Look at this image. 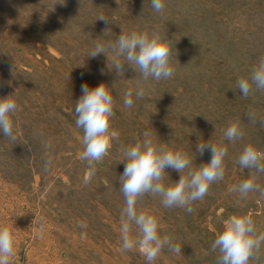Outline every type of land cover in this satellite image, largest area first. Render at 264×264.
I'll use <instances>...</instances> for the list:
<instances>
[{"label": "rangeland", "instance_id": "rangeland-1", "mask_svg": "<svg viewBox=\"0 0 264 264\" xmlns=\"http://www.w3.org/2000/svg\"><path fill=\"white\" fill-rule=\"evenodd\" d=\"M164 4L157 13L151 0H0V99L11 95L17 104L15 139L0 132V226L13 232L10 264H146L138 247L119 251L125 201L118 179L125 167L121 149L145 131L155 142L186 152L193 170L211 159L209 151L196 152L200 141L227 148L224 179L193 203L191 214L164 208L151 195L138 202V212L157 217L159 234L181 246L180 255L165 247L154 264H216L211 244L232 215L250 212L264 231V197L250 192L241 200L229 191L249 178L237 163L243 148L251 143L264 152V91L253 86L242 98L237 89V80L250 77L264 55V0ZM122 29L166 34L174 75L144 81L125 64L119 76L111 57L88 56L97 40L115 43ZM84 83L106 84L115 101L110 125L118 138L93 169L80 159L83 130L75 125ZM139 87L144 98L134 94L133 106L125 108V92ZM233 122L243 137L230 142L223 133ZM166 173L165 185L178 182L180 173ZM255 183L264 188V174ZM258 257L249 264H264V244Z\"/></svg>", "mask_w": 264, "mask_h": 264}, {"label": "clouds", "instance_id": "clouds-1", "mask_svg": "<svg viewBox=\"0 0 264 264\" xmlns=\"http://www.w3.org/2000/svg\"><path fill=\"white\" fill-rule=\"evenodd\" d=\"M151 7L155 12L163 11L164 0H151ZM98 20L105 25L111 24L105 16ZM108 27L104 32L109 31ZM104 54L108 61L111 57V69L119 76H123L124 65L131 66L144 81L152 78L156 81L170 79L174 69L170 65L172 49L166 34L158 31L137 32L125 31L117 37L115 43H105L97 40L89 57L95 58ZM123 58V62L121 60ZM109 66V64H108ZM264 91V55L252 67L248 78L237 80V89L248 98L253 90ZM82 95L75 102V125L83 130L82 144L84 147L80 155L81 160L93 169L95 162L102 160L111 148L113 138L118 133L111 130L110 121L114 116V98L110 88L100 83L90 88L87 83L81 86ZM135 99H143V87L128 89L124 94V107L131 108ZM17 110V104L11 95L0 99V132L6 139L14 140L12 116ZM250 122L255 123L253 113L247 114ZM264 126V120L260 121ZM243 137L238 123H230L223 133V139L235 142ZM125 163L124 171L119 176L120 191L124 197V207L120 213L119 251L128 252L138 247L145 258L146 264H154L162 250L167 247L174 254H181V246L172 243L169 236L159 234L160 224L157 217L144 211L137 210V204L145 195L159 197L164 208H182L191 214L195 201L202 200L208 193L210 185L224 179V160L227 148L208 141L199 142L196 152L203 156L205 151L211 153L210 162L192 169V159L182 149L169 148L167 144L155 142L152 133L145 131L143 138H137L135 143L121 149ZM242 169L249 170V178L238 185H233L229 191L238 193L241 200L246 199L250 192H259L264 197V188L255 183L256 176L264 174V152L259 151L253 144H247L237 159ZM51 160L45 162V170ZM180 173L178 182L165 185L166 169ZM87 182V181H86ZM86 228L85 223H80ZM135 230V235L133 232ZM86 233L81 234V239ZM264 244V231H258L252 219V214L232 215L225 219L223 230L211 244V251L218 253L216 264H249L258 259L261 245ZM14 255V236L7 226H0V264H10Z\"/></svg>", "mask_w": 264, "mask_h": 264}]
</instances>
